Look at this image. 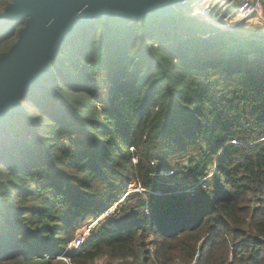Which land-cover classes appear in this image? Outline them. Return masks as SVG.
I'll return each mask as SVG.
<instances>
[{
    "label": "trees",
    "instance_id": "trees-1",
    "mask_svg": "<svg viewBox=\"0 0 264 264\" xmlns=\"http://www.w3.org/2000/svg\"><path fill=\"white\" fill-rule=\"evenodd\" d=\"M187 11L98 19L50 59L0 129V264H264V32ZM25 24L0 20V58Z\"/></svg>",
    "mask_w": 264,
    "mask_h": 264
},
{
    "label": "water",
    "instance_id": "water-1",
    "mask_svg": "<svg viewBox=\"0 0 264 264\" xmlns=\"http://www.w3.org/2000/svg\"><path fill=\"white\" fill-rule=\"evenodd\" d=\"M182 0H13L1 19H25L18 41L0 58V129L22 112L29 88H38L53 73L57 56L94 21L114 17L143 21L148 17L181 15ZM241 27L233 29L237 30Z\"/></svg>",
    "mask_w": 264,
    "mask_h": 264
},
{
    "label": "built area",
    "instance_id": "built-area-1",
    "mask_svg": "<svg viewBox=\"0 0 264 264\" xmlns=\"http://www.w3.org/2000/svg\"><path fill=\"white\" fill-rule=\"evenodd\" d=\"M179 8L180 12L184 9L189 10V17L201 23H207L222 32H228L238 27L264 31V0H182ZM176 172V170L162 171L160 175L167 179V186L174 193H194L195 186L188 185L183 180L173 179ZM136 188L140 189L137 191L139 193H147L139 186ZM155 194L161 195L160 193ZM119 204L117 202L112 205L101 218L108 217ZM101 218L100 220H102ZM85 231L86 229L82 230L77 238L70 243V248L80 250L83 247L92 230L88 229L84 233ZM82 233L84 234L82 235Z\"/></svg>",
    "mask_w": 264,
    "mask_h": 264
},
{
    "label": "rangeland",
    "instance_id": "rangeland-1",
    "mask_svg": "<svg viewBox=\"0 0 264 264\" xmlns=\"http://www.w3.org/2000/svg\"><path fill=\"white\" fill-rule=\"evenodd\" d=\"M6 10V9H5ZM5 10H2V11H0V20H2V21H4L3 19H1V16L4 14V12H5ZM182 11H186L185 9L184 10H181V12ZM188 14H189V11H187V14H186V16L187 17H189L188 16ZM211 26V25H210ZM259 31V30H256V29H251L250 31ZM19 31H20V29L18 28L17 29V32H16V34H15V38L10 42V44H8L7 45V47H6V52L4 53V54H6V53H8L9 51H10V49L13 47V45H15L16 44V42L18 41V34H19ZM212 31L213 32H216L217 30H216V28H212ZM220 31V30H219ZM260 32H264V31H260ZM172 170H175V169H172ZM177 171V170H176ZM177 173H179V172H176V175H177ZM211 176V175H210ZM175 180V179H174ZM177 180H180V179H177ZM188 184V183H187ZM189 185V184H188ZM136 186L137 185H135V184H132V185H129V188H128V190H127V192L125 193V195L123 196V197H121V199L119 200V203H122V205H125L128 201H126L127 200V198L131 195V194H134V193H139V192H137L138 190H140L139 188H136ZM198 186V185H197ZM162 192L160 191V194H161ZM171 194V193H170ZM101 218V217H100ZM100 218H99V220H100ZM109 218V217H108ZM102 219V218H101ZM105 219H107V217L105 218ZM105 219H102V221L101 222H105ZM96 222L97 221H89V222H87V224L85 223L84 225H81L80 227H79V230H78V233H79V231H80V229H81V231L82 230H84V229H86V231L84 232V233H86L87 231H88V229H90V231L93 229V228H95L96 227ZM86 227V228H84V227ZM80 231V232H81ZM84 233H82V235L84 234ZM77 236V235H76ZM77 238V237H76ZM75 238V239H76ZM75 239H73V240H75ZM72 240V241H73ZM71 241V242H72ZM70 242V243H71ZM70 243L68 244V247H69V245H70ZM140 244H142V245H145L146 246V249H147V251H149L150 252V254H151V259H152V261L154 260V259H156V256H154V254L156 253V251H157V249H156V244H154V238H152L151 236H145V237H143V238H141L140 239ZM166 250H168V249H162L161 251H166ZM140 256H141V254H140ZM129 261V260H128ZM159 261L161 262V264H184V263H182L179 259H177V258H171V257H165V256H163L162 254H160V256H159ZM129 262H131V263H134V262H132V261H129ZM195 262V261H194ZM98 264H121V261L120 260H114V261H111V262H100V263H98ZM137 264H141V262H138ZM194 264V263H193Z\"/></svg>",
    "mask_w": 264,
    "mask_h": 264
},
{
    "label": "crops",
    "instance_id": "crops-1",
    "mask_svg": "<svg viewBox=\"0 0 264 264\" xmlns=\"http://www.w3.org/2000/svg\"><path fill=\"white\" fill-rule=\"evenodd\" d=\"M6 3V0H0V11H2L3 8V4ZM13 0H10V5H13ZM7 9V8H6Z\"/></svg>",
    "mask_w": 264,
    "mask_h": 264
},
{
    "label": "bare ground",
    "instance_id": "bare-ground-1",
    "mask_svg": "<svg viewBox=\"0 0 264 264\" xmlns=\"http://www.w3.org/2000/svg\"><path fill=\"white\" fill-rule=\"evenodd\" d=\"M56 57V56H55Z\"/></svg>",
    "mask_w": 264,
    "mask_h": 264
}]
</instances>
